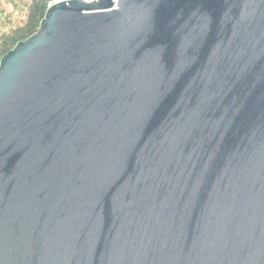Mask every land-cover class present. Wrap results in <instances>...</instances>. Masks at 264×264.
Returning <instances> with one entry per match:
<instances>
[{
	"label": "water",
	"instance_id": "1",
	"mask_svg": "<svg viewBox=\"0 0 264 264\" xmlns=\"http://www.w3.org/2000/svg\"><path fill=\"white\" fill-rule=\"evenodd\" d=\"M0 264H264V0H57L0 58Z\"/></svg>",
	"mask_w": 264,
	"mask_h": 264
},
{
	"label": "trees",
	"instance_id": "2",
	"mask_svg": "<svg viewBox=\"0 0 264 264\" xmlns=\"http://www.w3.org/2000/svg\"><path fill=\"white\" fill-rule=\"evenodd\" d=\"M46 1L47 0H32L28 8L25 23L8 34L0 35V58L4 53L10 50L17 41L28 37L37 30L39 21L43 17L46 8Z\"/></svg>",
	"mask_w": 264,
	"mask_h": 264
},
{
	"label": "rangeland",
	"instance_id": "3",
	"mask_svg": "<svg viewBox=\"0 0 264 264\" xmlns=\"http://www.w3.org/2000/svg\"><path fill=\"white\" fill-rule=\"evenodd\" d=\"M32 0H0V35L8 34L26 21Z\"/></svg>",
	"mask_w": 264,
	"mask_h": 264
},
{
	"label": "built area",
	"instance_id": "4",
	"mask_svg": "<svg viewBox=\"0 0 264 264\" xmlns=\"http://www.w3.org/2000/svg\"><path fill=\"white\" fill-rule=\"evenodd\" d=\"M57 0H47L46 1V7H49V6H51V5H53L55 2H56ZM84 1H89V0H84Z\"/></svg>",
	"mask_w": 264,
	"mask_h": 264
}]
</instances>
